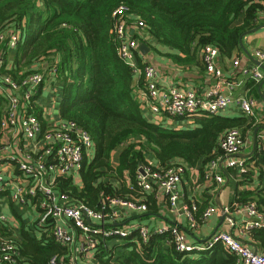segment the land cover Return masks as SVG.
Instances as JSON below:
<instances>
[{"label":"trees","instance_id":"1","mask_svg":"<svg viewBox=\"0 0 264 264\" xmlns=\"http://www.w3.org/2000/svg\"><path fill=\"white\" fill-rule=\"evenodd\" d=\"M122 5L129 9L131 22L145 24L146 36L137 32L134 39L152 48L150 38L180 53L184 58L167 55L182 64L199 58L204 64L202 54L208 47L217 48L223 58L239 56L244 33L264 24V0H0V34L22 33L11 68L4 57L0 72L19 82L39 73L46 61L48 69L56 65V78L63 82L61 117L86 130L96 147L94 158L83 162L81 183L74 176L61 177L57 189L94 210L106 197H137L125 176L134 185L138 167L149 160L159 168L201 167L205 173L222 154L219 143L227 131L242 128L246 137L256 128L254 119L245 116L202 115L187 129L151 121L136 96L146 88L145 78L137 79L119 55L114 12ZM137 61L143 68V59L138 56ZM131 137L144 140L123 147ZM250 161L257 168L264 166V141L258 139ZM242 175L251 178L254 173ZM144 199L148 212L159 214L155 194L146 193ZM253 202L259 204L254 191L234 199L240 207ZM197 207V214L206 209ZM26 237L22 246L16 243L23 264H50L55 255L67 259L68 249L47 234L39 240ZM255 237L264 246V230H256ZM169 239L153 233L147 243H140L138 231L123 239L100 237L95 257L102 264H238L221 244L205 252L182 253L167 244Z\"/></svg>","mask_w":264,"mask_h":264},{"label":"built area","instance_id":"2","mask_svg":"<svg viewBox=\"0 0 264 264\" xmlns=\"http://www.w3.org/2000/svg\"><path fill=\"white\" fill-rule=\"evenodd\" d=\"M114 16L119 55L136 74L145 78L146 88L136 94L141 95L137 98L147 117L152 118V121L159 124L167 121L169 127L178 128L179 125H174V120L177 118H185L189 121L202 115H218L232 105L237 106L245 117L254 116L256 100L249 96L235 97L233 95L238 85L224 77L219 64L221 54L217 48L208 47L202 54L207 73L216 80L205 94L200 95L195 90H182L176 87L162 89L158 84L156 67L146 63L143 68L138 65L140 45L133 35L143 31L144 22H131L129 9L124 5L114 12ZM21 36L20 30H15L11 34H0V70L3 65L4 44L15 49ZM254 58L259 65L243 66L240 57L235 56L233 66L241 69V74L249 81L259 84L264 81V51L256 50ZM48 72L56 77V65L50 67ZM1 81L7 86L8 101L6 117L0 124L1 129L8 133L23 134L28 141L27 146L33 148L32 153H27L22 156V159L15 161L18 169L27 179V184L16 187L11 192V199L20 206L28 205L31 201L40 211L39 220L31 228L36 232H45L58 244L68 249L67 259L55 255L51 258L50 264H80V261L86 264H102L95 257L99 238L123 239L131 235L133 231L139 232L140 243H147L153 233L168 235L170 239L167 244L173 245L182 253L205 252L221 244L237 258L238 264H264V253L254 251L227 231L217 232L202 245H197L190 243L186 233L178 226L163 224L155 229L146 225L127 229L125 226H116L123 210L134 213L148 212L144 195L151 193L156 187L164 195L170 210L174 213L181 211L191 229L198 228L213 215H229V208H225L222 213L217 207L210 206L198 217L197 203L179 205V184L186 171L183 166L159 168L149 160L147 164L144 163L138 167L134 185L128 175L125 176L127 185L137 193V197L127 199L106 197L102 200L99 210H94L83 203L73 202L68 194L61 193L57 189V181L61 177L74 176L76 182L81 183L79 172L83 162L92 160L95 155L96 147L92 136L77 123L66 119H59L44 128L36 115L28 112L27 108H22V99L25 105H32L33 98L37 96L40 87L45 83L44 74H32L19 82L3 75ZM260 138L264 139V135ZM141 140H144L143 137H131L122 143V146ZM245 144L242 130L234 128L227 131L219 143L222 154L207 166L206 179L223 185L225 178L221 171L224 168H237L241 173H247V160L237 157ZM1 151L2 149H0V167L4 159L3 151ZM7 184L8 182L0 172V194L7 190ZM234 206L238 211L241 210L239 205ZM245 210L253 219L246 224L248 229H264V213L260 212L259 206L253 202L246 205ZM226 218L229 225L234 227L233 219L230 216ZM0 221L6 222L7 219L2 216ZM16 243L14 238H4L0 234V264H23L20 261Z\"/></svg>","mask_w":264,"mask_h":264},{"label":"crops","instance_id":"3","mask_svg":"<svg viewBox=\"0 0 264 264\" xmlns=\"http://www.w3.org/2000/svg\"><path fill=\"white\" fill-rule=\"evenodd\" d=\"M138 33L142 37L146 36L144 31H139ZM149 41L154 46L152 48L148 46L149 50L147 54H143L140 51L139 46L138 56L143 59L144 64H151L156 67L160 88L169 89L171 87H176L182 90H195L197 93L202 95L205 94L211 86H213L216 80L213 76L207 73L201 58H199L196 63L182 64L173 60L170 55H167L172 54L174 56H181L180 53L173 52L168 48L157 45L155 41L150 38ZM243 43L245 51L242 49V53L238 56L242 61V65H256L254 52L256 50L264 51V28L245 37L243 39ZM141 44L144 43H140L139 45ZM17 47L13 49L7 44H4L3 46L2 59L4 61V57L9 58V64L7 65L9 68H11V64L14 61ZM181 57L184 58V56ZM233 59L234 58L227 59L221 56L219 61L220 67L224 72V77L228 81L238 85V87L234 89L233 95L235 97L249 96L254 98L257 102L254 116L251 117L255 121L254 127L256 128L248 131L245 137L246 144L242 152L239 154L244 156H237L247 160L248 172L253 171L254 175L251 178L250 176H247L246 178L243 177V173H241V171L237 168H224V170L221 171L225 178L224 184L218 185L214 181L206 179L205 173L201 167L188 168L179 184V205L182 206L183 204L195 202L199 204L200 211H204L202 209L204 206L205 208L214 206L221 211V205L224 209H230L228 216L233 219L235 226H230L227 218H225V221L221 223V216L216 214L211 216L198 228L191 229L187 218L181 213V211L176 213L172 212L164 195L156 187L151 193L155 194V198L158 201L159 214L154 215L149 212H146V214L134 213L123 210L118 223H125L124 226L126 229L138 227L140 225H146L152 229L162 226L163 224L178 226L184 233H186L190 243L202 245L214 235L215 230L219 227L217 232H230L254 251L264 253V246L255 237V231L258 229H248L246 226V224L253 219L248 216L245 206H241L240 211H238L237 207L234 206V199L238 193L241 194L243 192L254 191L255 196L257 195L259 210L264 213V166H261V170V167H255L254 162L250 161L251 157L255 153L254 151L251 155L254 146V132L259 127L262 128H260L257 133V142L258 139L260 141H264V139L260 138L261 135H264V81L254 85L241 74V69L234 68ZM39 70L42 72L41 74H44L45 76V83L40 87L37 96L33 98L31 103L32 105H25V102L22 99L21 106L24 109L27 108L28 112L36 115L41 121L43 127L47 128L55 121L62 119L59 111V105L62 99L63 82L58 80L55 76L49 74L47 61L40 65ZM1 75L0 124L6 117L8 103L6 97L7 86L2 83L1 79L3 75ZM140 77L141 76L137 74V79ZM139 92L141 93L142 90H137V93ZM136 96L139 98L141 95L136 94ZM218 115L230 118L244 116L240 109L234 105L230 106L227 110L219 113ZM197 118L199 117H195L193 120L189 121L185 118H177V120H174V125H179L177 129L193 128ZM149 119L151 120L152 118ZM167 123L168 122L165 121L162 124H164V126H168ZM240 130L243 129L240 128ZM27 145L28 141L23 134L18 135L15 133L5 132L0 126V149H2L3 152H1L4 156L0 172L4 176V179L8 182L7 190L0 194V217L4 216L7 219L6 222L0 221V229L2 230L0 234L4 238H14L21 246L27 241L26 236L31 239L39 240L44 234H46L45 232H36V230L31 228L32 225L40 218V211L37 207L33 205L31 201L28 205L20 206L15 204L11 199V192L16 187L20 185L25 186L27 184V179H25L22 175L16 164L17 162H15L17 159H22L23 155L33 152V148H29ZM201 215L202 213L198 214V217ZM194 255L197 256V254ZM80 264L86 263L80 261Z\"/></svg>","mask_w":264,"mask_h":264},{"label":"water","instance_id":"4","mask_svg":"<svg viewBox=\"0 0 264 264\" xmlns=\"http://www.w3.org/2000/svg\"><path fill=\"white\" fill-rule=\"evenodd\" d=\"M262 28H264V25H260V26H258V27H256V28H254V29H252V30H249V31H247L246 33H244V35L241 37V42H240V47H241V49H243L244 51H245V47H244V43H243V38L244 37H247V36H249V35H252V34H254V33H256V32H258L259 30H261ZM134 32H132V34H133ZM148 50H149V48H148V46H146L145 44H141L140 45V51L143 53V54H147V52H148ZM255 63H256V65H259V62L257 61V60H255ZM260 128H262V127H259V128H257L256 130H255V132H254V137H253V143H254V146H253V150H252V153H251V155L253 154V152L255 151V149H256V145H257V133H258V131H259V129ZM264 128V127H263ZM237 156H244V155H237ZM247 156H250V155H247ZM221 167V169H223V165H221L220 166ZM220 205V204H219ZM220 208H221V211H222V213H224V208L220 205ZM226 217H228V215H225V214H223L221 217H220V219H221V223L222 222H224L225 221V218ZM125 225V223H116V226H124ZM219 228V227H218ZM218 228L215 230V233L214 234H216V232L218 231Z\"/></svg>","mask_w":264,"mask_h":264},{"label":"rangeland","instance_id":"5","mask_svg":"<svg viewBox=\"0 0 264 264\" xmlns=\"http://www.w3.org/2000/svg\"><path fill=\"white\" fill-rule=\"evenodd\" d=\"M59 99H60V97H59ZM60 101V100H59ZM153 162V161H152Z\"/></svg>","mask_w":264,"mask_h":264}]
</instances>
